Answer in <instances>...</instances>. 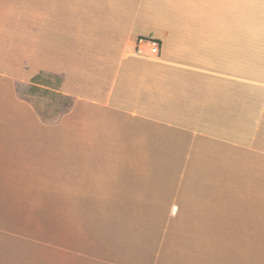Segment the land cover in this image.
<instances>
[{"label":"crops","instance_id":"crops-1","mask_svg":"<svg viewBox=\"0 0 264 264\" xmlns=\"http://www.w3.org/2000/svg\"><path fill=\"white\" fill-rule=\"evenodd\" d=\"M31 8L0 0V264L11 247L87 264H264L254 0ZM141 37L161 54L138 55ZM46 72L73 99L65 119L20 93ZM84 223L83 247L64 245Z\"/></svg>","mask_w":264,"mask_h":264},{"label":"rangeland","instance_id":"rangeland-1","mask_svg":"<svg viewBox=\"0 0 264 264\" xmlns=\"http://www.w3.org/2000/svg\"><path fill=\"white\" fill-rule=\"evenodd\" d=\"M24 4L30 7L29 12L33 8H36V0H22ZM19 17V16H18ZM16 18V17H9ZM26 21L33 23L36 20V16L27 14L23 17ZM3 19V20H1ZM0 22H5V17H0ZM5 36L6 33H0ZM253 38H254V55L255 57H264V0H254L253 8ZM59 78L58 74L44 73L36 81V83H30L27 86H20V93L27 97L30 102L35 106L37 111L47 120H58L59 117L65 116L66 112L70 109L73 99L70 96L62 94L59 90ZM63 119H65L63 117ZM63 121V120H62ZM65 121V120H64ZM62 134L68 135L69 130L65 124H62ZM86 225L85 231L83 227L77 229V231L70 230L65 233L70 234V239L64 240L62 243L72 248H76L80 240L86 239L88 234L87 227L92 229V226ZM101 230L95 228V232ZM86 234V235H85ZM83 243V242H82ZM82 243L80 245L82 246ZM83 247V246H82ZM22 248L11 247L7 253L2 257L3 264H87V261L79 259L76 255L65 254L61 251L50 249L46 247L45 251L41 249L30 248L29 251H23ZM257 261V259L255 260ZM93 264V263H92Z\"/></svg>","mask_w":264,"mask_h":264},{"label":"built area","instance_id":"built-area-1","mask_svg":"<svg viewBox=\"0 0 264 264\" xmlns=\"http://www.w3.org/2000/svg\"><path fill=\"white\" fill-rule=\"evenodd\" d=\"M162 45L160 40L154 37H141L137 41L135 52L138 55H153L161 54Z\"/></svg>","mask_w":264,"mask_h":264}]
</instances>
